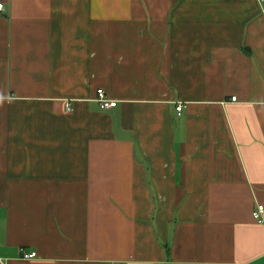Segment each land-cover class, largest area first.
<instances>
[{
    "label": "crops",
    "instance_id": "0c3cea01",
    "mask_svg": "<svg viewBox=\"0 0 264 264\" xmlns=\"http://www.w3.org/2000/svg\"><path fill=\"white\" fill-rule=\"evenodd\" d=\"M0 3V264H264V2Z\"/></svg>",
    "mask_w": 264,
    "mask_h": 264
},
{
    "label": "built area",
    "instance_id": "2783aa9c",
    "mask_svg": "<svg viewBox=\"0 0 264 264\" xmlns=\"http://www.w3.org/2000/svg\"><path fill=\"white\" fill-rule=\"evenodd\" d=\"M261 2H264V0H260ZM4 12V5L2 3H0V15ZM97 96H98V102L100 104V107L102 110H110L113 108H116L118 103L116 101H112L110 99H108L106 93L104 90L100 89L97 91ZM237 98L233 97L232 101L236 102ZM184 109L183 105H179L177 107V112L180 114ZM263 215H264V206H259L257 208V210L254 212V218L262 223L263 220ZM22 258L24 260H32L37 258V253L36 252H32V253H22Z\"/></svg>",
    "mask_w": 264,
    "mask_h": 264
}]
</instances>
